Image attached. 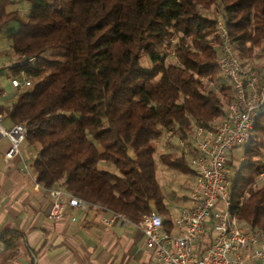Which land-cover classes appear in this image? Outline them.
<instances>
[{"label": "trees", "instance_id": "1", "mask_svg": "<svg viewBox=\"0 0 264 264\" xmlns=\"http://www.w3.org/2000/svg\"><path fill=\"white\" fill-rule=\"evenodd\" d=\"M18 1L28 5L26 14L0 0V29L17 24L7 38L21 62L10 73L24 69L38 80L0 114L24 125V143L37 148L35 182L132 223L162 214L169 231L155 139L176 131L188 143L193 124L207 127L224 115L233 94L218 83L216 22L241 60L254 50L264 54V0ZM256 123L244 164H232L229 201L241 224L264 232V182L255 184L264 171V111ZM157 159L192 174L183 154ZM19 239L5 232L0 243L16 250Z\"/></svg>", "mask_w": 264, "mask_h": 264}, {"label": "built area", "instance_id": "2", "mask_svg": "<svg viewBox=\"0 0 264 264\" xmlns=\"http://www.w3.org/2000/svg\"><path fill=\"white\" fill-rule=\"evenodd\" d=\"M216 30L219 37L218 83L222 87L229 86L233 98L220 119L207 127L193 124L189 142L184 139L178 142L180 153L187 157L192 170L187 205L171 219L172 230L178 234L165 230L166 219L156 212L143 216L139 223L131 222L143 234L145 246L153 252L158 264H264V232L241 224L232 214L229 201L232 164L236 168L244 164L245 148L254 136L257 116L264 111V68L247 69L221 20L216 22ZM33 61L22 62L32 64ZM6 81L13 100L22 90L33 86L32 76L24 69L17 75L8 72ZM3 119L0 114V141H9L3 155L8 162L19 155L27 129L22 124H12L7 130L2 125ZM241 149L243 154L236 159L233 151ZM262 176L264 171L258 174ZM47 191L53 199L47 214L53 220L66 215L65 200L72 208L91 207L62 189ZM107 212L109 217L103 218L106 226L116 219L130 222L119 213Z\"/></svg>", "mask_w": 264, "mask_h": 264}, {"label": "crops", "instance_id": "3", "mask_svg": "<svg viewBox=\"0 0 264 264\" xmlns=\"http://www.w3.org/2000/svg\"><path fill=\"white\" fill-rule=\"evenodd\" d=\"M3 87L1 84L0 96ZM22 144L19 155L7 162L3 155L9 141H0V236L5 232L20 235L16 250L0 243V264H158L145 246L143 234L131 222L103 223L109 217L106 210L72 208L65 200L66 215L60 220L49 218L53 199L31 174L38 150ZM182 205H187L186 196ZM175 214L171 211V219ZM169 231L178 234L172 228Z\"/></svg>", "mask_w": 264, "mask_h": 264}, {"label": "rangeland", "instance_id": "4", "mask_svg": "<svg viewBox=\"0 0 264 264\" xmlns=\"http://www.w3.org/2000/svg\"><path fill=\"white\" fill-rule=\"evenodd\" d=\"M11 1H14V3L8 6L7 11L19 9L20 12L22 11V13L24 14L27 13L28 5L25 2H19L18 0ZM16 27L17 24L15 22H11L7 26H4L0 29V80L2 85H4L3 88L5 94L4 96H0V104H3L4 106H9L13 100L11 88L9 87L8 83H6V75H8V72H10L9 68L11 67V65L21 62V60L18 59L11 50L10 43L7 38L9 30L16 29ZM163 53L167 54L165 58L166 62L174 61L171 53ZM46 55L49 56L50 54ZM139 62L142 67L146 69L149 68L147 58L144 54L140 56ZM241 62L250 71L260 70L261 68H264V54H262L259 50H254L248 58H246L245 60L242 59ZM32 64L34 65V61L32 62ZM32 82L33 84L37 82V78L32 77ZM2 125L5 129L8 130L11 126V121L5 116ZM180 139L181 138L179 134H177V132L175 131L173 134H171V132H167L165 135L163 134L159 136L157 139H155L154 142L157 176L159 181H161L164 189L165 202L174 214L183 206L182 200L189 193L190 185L192 182L191 175H182L177 173L176 171L171 170L167 171V168L163 167L159 163L157 157L161 153H168V151H171L172 154H177L179 156L181 154L178 147V142ZM22 147L23 144L20 146V148ZM242 154L243 149L233 151V156L236 159H239ZM164 171L165 173L163 174L162 172ZM255 182V184L260 185L262 182H264V176H257Z\"/></svg>", "mask_w": 264, "mask_h": 264}, {"label": "water", "instance_id": "5", "mask_svg": "<svg viewBox=\"0 0 264 264\" xmlns=\"http://www.w3.org/2000/svg\"><path fill=\"white\" fill-rule=\"evenodd\" d=\"M27 60H28V58H25V59H24V61H27Z\"/></svg>", "mask_w": 264, "mask_h": 264}]
</instances>
